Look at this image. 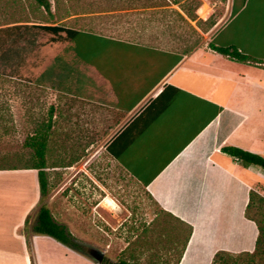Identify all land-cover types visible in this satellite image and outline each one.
I'll list each match as a JSON object with an SVG mask.
<instances>
[{
  "label": "crops",
  "instance_id": "0c3cea01",
  "mask_svg": "<svg viewBox=\"0 0 264 264\" xmlns=\"http://www.w3.org/2000/svg\"><path fill=\"white\" fill-rule=\"evenodd\" d=\"M231 20L230 16L212 38L217 45L234 39L217 42ZM97 63L99 70L87 65L91 74L70 82L66 95L74 99L80 123L90 115L95 130L113 132L104 150L133 185L171 220L191 227L177 264H212L218 251L252 252L258 228L245 213L250 191L261 194L264 171L242 167L221 148L264 154V76L250 69L264 68L263 64L232 60L208 43L184 55L146 44L115 46ZM36 192L16 227L39 201V189ZM93 198L97 204L92 206L90 226L81 223L72 229L60 223L78 243L105 242L110 248L124 242L115 233L128 219L120 216L124 206L105 198L113 203L105 206L115 220L105 237L99 233L104 227L97 217L104 201L98 193ZM2 232L0 225V264H58L55 255L39 251L35 239L30 251L5 250ZM19 241L27 246L16 233ZM115 257L125 259L119 253Z\"/></svg>",
  "mask_w": 264,
  "mask_h": 264
},
{
  "label": "rangeland",
  "instance_id": "374dc122",
  "mask_svg": "<svg viewBox=\"0 0 264 264\" xmlns=\"http://www.w3.org/2000/svg\"><path fill=\"white\" fill-rule=\"evenodd\" d=\"M49 1L52 15L38 7L35 0H0V28L20 25L24 21L62 25L183 52L210 42L230 20L232 3V0H188L189 3H181L184 6L192 4L191 7L200 3L196 10L199 20L196 24L178 6H165L166 0ZM255 9L257 7H252L251 11L244 13L217 42L220 44L229 37L238 39L239 31L243 34L247 22L254 21ZM62 37L63 34L57 38L30 29L23 36L15 31L3 38L7 53L0 63V70L14 75L6 86L13 129L10 135L0 138V167H23L31 155V151L23 146L26 136L32 135L40 124L47 123L52 112L46 156L49 192L17 227L23 212L31 204L32 194L39 189L35 185L37 173L17 169L2 170L4 173L0 174V225H3L5 250L30 251L35 239L39 251L55 255L58 264H96L85 250L71 249L47 235L35 234L32 228L41 204L49 208L57 222H66L72 229H77L76 225L81 223L90 226L94 213L92 206L97 204L93 196L98 193L101 203L105 198H111L127 210H123L120 216L125 215L128 219L115 232L125 241L114 243L110 248L105 242L80 243L81 246L103 251L105 264L118 261L115 253L133 264H175L187 228L165 215L108 157L104 147L113 132L95 130L97 126L90 124V115L88 121H78L75 101L67 97L66 90L76 77L90 75L91 69L82 63H74L73 53L67 52L69 44ZM57 58L62 60L57 61ZM70 66L74 70L67 74ZM244 67L249 69L245 64ZM252 68L250 66L251 71L264 76V68ZM236 71L242 72L241 66H237ZM20 184L25 188H20ZM258 190L263 202L257 212L252 209L251 213L264 227V181ZM105 203L99 206L97 217L104 227V232L99 233L106 237L111 230L109 224L115 220L106 210ZM16 233L24 239L25 248L20 241L16 242ZM232 260L231 264H246L249 258L237 255Z\"/></svg>",
  "mask_w": 264,
  "mask_h": 264
},
{
  "label": "trees",
  "instance_id": "16d2710c",
  "mask_svg": "<svg viewBox=\"0 0 264 264\" xmlns=\"http://www.w3.org/2000/svg\"><path fill=\"white\" fill-rule=\"evenodd\" d=\"M151 1V0H145ZM191 1V0H190ZM189 3L188 0H166L165 6L176 5L191 21L199 20L196 17V10L199 8L200 3L197 2L193 7L192 4L184 6L181 3ZM35 4L42 8L48 15L51 13V3L49 0H35ZM183 5V6H182ZM252 7L255 9V18L250 22H247V28L243 30V34H240L239 38H234L227 44L217 45L214 39L208 42L211 49L218 52L221 55L238 62H254L263 64L264 67V0H232L231 3V25L235 24L243 15L248 11H251ZM28 21L20 25H15L6 28H0V63L4 60L7 53V46L5 44L4 36H8L15 31H18L20 36H23L24 32L30 29H37L43 32L52 34L57 38L63 34V39L68 42L67 52L73 53L74 63H82L84 65L94 66L99 70L98 60L106 58L109 50L112 47H123V49L140 45L138 42H131L128 40L115 39L113 37L104 36L91 31L80 30L65 27L62 25H49V24H28ZM214 23L211 24L213 26ZM237 35V34H236ZM190 51L180 52L181 55L187 54ZM181 59V56L175 58L174 64ZM61 61V58H57V61ZM1 66V65H0ZM74 68L70 66L67 69V74H70ZM14 78L12 72H5L0 70V138L6 137L11 134L13 129V117L11 113V106L9 98H7V83ZM52 112L50 111L49 120L47 123H42L34 131L32 135L26 136L23 146L31 151L30 158L25 161L23 167H16L14 165L10 167H0V170H17L28 169L35 170L37 173V182L39 188V203L42 199L47 197L49 182L47 175V152L48 142L52 130ZM221 151L227 154L229 157L234 158L242 167L247 168L249 166H257L264 171V154H256L249 151H245L238 147L224 146ZM5 160L7 158L5 157ZM263 199L260 194L250 191L249 203L246 208V216L254 220L258 228V237L255 243V248L252 252H244L238 254L239 256H245L249 258L246 264H264V227L262 222L251 213L254 209L256 212ZM27 221H25L26 224ZM180 223V222H178ZM181 224V223H180ZM182 225V224H181ZM184 226V225H183ZM187 228V234L182 244L181 251L175 262L177 264L182 255V252L187 244L189 236L191 234V227ZM32 230L35 234L47 235L65 246L74 250H83V247L78 243L73 235L69 232L67 227L57 222L51 214L49 208L41 204L36 214V221ZM232 255L224 251H218L212 260V264H231ZM105 264V259L103 261ZM113 264H133V262L126 259H119Z\"/></svg>",
  "mask_w": 264,
  "mask_h": 264
},
{
  "label": "water",
  "instance_id": "95a60500",
  "mask_svg": "<svg viewBox=\"0 0 264 264\" xmlns=\"http://www.w3.org/2000/svg\"><path fill=\"white\" fill-rule=\"evenodd\" d=\"M85 253L90 256L96 264H102L105 258V253L98 248L91 246H82Z\"/></svg>",
  "mask_w": 264,
  "mask_h": 264
},
{
  "label": "bare ground",
  "instance_id": "6f19581e",
  "mask_svg": "<svg viewBox=\"0 0 264 264\" xmlns=\"http://www.w3.org/2000/svg\"><path fill=\"white\" fill-rule=\"evenodd\" d=\"M104 201H105V200H104ZM106 201H107L106 203H110V204H111V201H110L109 199H107ZM112 204H113V203H112ZM112 204H111V205H112ZM107 206H108V204H107ZM110 208H111V207H110Z\"/></svg>",
  "mask_w": 264,
  "mask_h": 264
}]
</instances>
